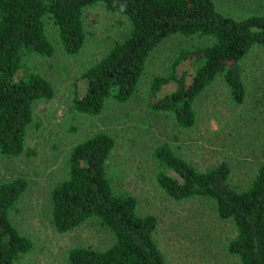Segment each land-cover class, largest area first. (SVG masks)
Returning <instances> with one entry per match:
<instances>
[{
    "label": "trees",
    "instance_id": "obj_1",
    "mask_svg": "<svg viewBox=\"0 0 264 264\" xmlns=\"http://www.w3.org/2000/svg\"><path fill=\"white\" fill-rule=\"evenodd\" d=\"M94 5L122 17L128 26L125 37L82 74L87 87L81 97L73 96L76 113L96 116L110 100L130 102L150 55L174 36L196 37L203 44L179 50L169 74L152 79L146 102L151 112L170 114L179 129H190L196 123L197 97L218 79L233 103L244 102L241 62L254 48L264 47V14L235 18L222 13L215 0H0V155L11 158L24 152L35 105L54 96L52 84L30 64L31 58H51L55 44L67 55L78 54L86 41L82 15ZM45 19L55 28V42L46 34ZM189 59L201 64L188 84L176 68ZM170 81L176 89L157 97ZM261 100L264 105V90ZM114 149V139L101 132L72 146L67 176L50 192V221L56 232L98 219L113 240L103 250L73 247L67 263L169 264L155 239L157 217L139 214L136 198L118 195L111 186ZM153 159L159 168L156 183L169 199L210 201L216 217L234 226L227 252L239 264H264V161L250 185L236 190L226 162L198 171L167 144L154 149ZM27 185L20 177L0 183V264H16L33 247L10 218Z\"/></svg>",
    "mask_w": 264,
    "mask_h": 264
},
{
    "label": "rangeland",
    "instance_id": "obj_2",
    "mask_svg": "<svg viewBox=\"0 0 264 264\" xmlns=\"http://www.w3.org/2000/svg\"><path fill=\"white\" fill-rule=\"evenodd\" d=\"M215 2L222 13L235 18L264 14V0ZM82 19L86 41L78 54L67 55L55 44L51 58H31L30 64L52 84L54 96L35 105L24 152L11 158L0 155V183L20 177L28 184L10 218L33 247L16 264H68L66 255L73 247L103 250L112 244L111 234L98 219L65 233L56 232L50 221V192L67 176L71 147L100 132L115 141L109 162L114 192L136 198L139 214L157 217L155 239L169 264H239L226 249L234 237L233 224L219 220L206 199H169L156 183L159 168L153 151L167 144L198 171L226 162L230 185L246 189L264 161V47L254 48L241 62L244 102L233 103L229 90L218 79L197 97L196 123L190 129H179L170 114L151 112L146 102L150 82L169 74L179 50L203 44V39L196 37L174 36L156 48L130 102L121 105L110 100L99 115H80L72 108V99L75 93L81 97L86 92L87 80L82 74L125 37L128 26L101 5L86 8ZM45 29L55 42V28L48 19ZM200 64V60H186L177 66L176 74L184 75L189 84ZM175 89L176 83L170 81L157 97Z\"/></svg>",
    "mask_w": 264,
    "mask_h": 264
}]
</instances>
